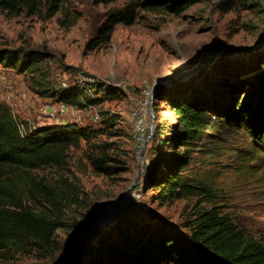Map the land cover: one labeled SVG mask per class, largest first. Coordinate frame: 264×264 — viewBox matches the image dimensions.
I'll use <instances>...</instances> for the list:
<instances>
[{"label":"rangeland","instance_id":"1","mask_svg":"<svg viewBox=\"0 0 264 264\" xmlns=\"http://www.w3.org/2000/svg\"><path fill=\"white\" fill-rule=\"evenodd\" d=\"M126 1L95 4L93 0H70L80 13L70 28L60 23L61 12L46 18L38 13L9 15L0 10V46L45 52L43 75L53 87L79 88L94 82L111 91L124 90L107 95L99 89L93 92L92 104L68 106L49 115L44 111L46 105L60 108L62 102L39 91L35 80L40 77L0 66V100L11 107L20 123L75 122L103 128L71 145L63 164L33 171L55 188L50 199L32 203L37 214L57 216L63 222L54 244L13 257L0 251V264H57L84 230L92 228L106 209L116 207L120 197L135 203L134 208L144 205L151 209L156 213L154 219L163 218L181 228L197 206L219 204L222 212L236 215L253 231L264 230V170L244 165L235 149L239 143L227 139L192 150L183 174L192 177L198 188L179 199L160 200L159 191L146 190L143 181L149 164L156 165L155 176H159L161 169L168 172L180 160L183 146L167 141L175 131L176 117L164 99L154 98L148 104L151 113L154 109L152 122L155 119V127L159 125L158 131L163 133L155 136L154 130L140 155L132 115L136 106L147 108L150 91L195 99L210 94L222 80L257 73L256 52L264 53V0H233L235 7L228 11L221 7L224 0H203L179 15L142 11L134 23L119 24L106 46L90 49L88 42L107 14ZM214 114L216 127L206 132L220 127ZM148 119L147 124L151 123ZM102 156L116 166L111 175L94 166V160ZM118 217L119 213L112 220H99L86 243L99 230L113 226Z\"/></svg>","mask_w":264,"mask_h":264},{"label":"trees","instance_id":"2","mask_svg":"<svg viewBox=\"0 0 264 264\" xmlns=\"http://www.w3.org/2000/svg\"><path fill=\"white\" fill-rule=\"evenodd\" d=\"M93 1L100 4L117 0ZM201 1L127 0L124 6L107 14L88 47L106 46L119 24L134 23L142 11L179 15ZM221 7L228 11L235 4L224 0ZM0 10L9 15L38 13L46 18L61 12L60 23L65 28L80 19L70 0H0ZM47 56L35 49L0 46V66L40 77L35 80L39 91L66 106L84 108L92 104L93 92L99 89L107 95L124 92L121 88L111 91L94 82L79 88L53 87L43 75ZM256 57L257 73L222 80L210 94L183 99L155 91V98L166 100L176 117L175 131L167 141L183 146L184 152L177 164L170 165L168 172L161 169L159 176H155L156 165L149 164L150 171L143 181L146 190L159 191L158 197L164 201L191 195L198 184L183 174L191 151L227 139L239 143L235 149L245 166L264 170V53L257 51ZM213 113L220 127L206 132L216 127ZM159 128L156 126L155 136L162 135ZM102 129L75 122L26 124L22 129L11 107L0 100V251L13 257L54 244L63 222L57 216L37 214L32 203L50 199L55 188L47 186V180L38 179L33 171L63 164L71 145ZM206 136L213 139L206 140ZM93 163L96 170L108 175L116 167L105 156ZM134 205L124 201L114 225L99 230L68 264H264V230L253 231L236 215L222 212L219 204L197 206L193 216L183 222V228L163 218L154 219L156 213L144 205Z\"/></svg>","mask_w":264,"mask_h":264},{"label":"built area","instance_id":"3","mask_svg":"<svg viewBox=\"0 0 264 264\" xmlns=\"http://www.w3.org/2000/svg\"><path fill=\"white\" fill-rule=\"evenodd\" d=\"M155 98V91L149 92V96L147 98V105L149 103H152V101ZM66 105L62 103L61 107L48 104L46 105L44 111L48 113L49 115H54L56 113L62 112L64 109H66ZM152 113H154V109H152ZM152 113L149 111V105L147 108H143V106H136L132 109V115L134 118L135 123V130H134V139L136 141V148L137 153L141 155L145 147L148 145V141L150 140V137L152 136L154 130H155V119L152 122ZM97 115L96 117H98ZM148 118H151V123H146V121H149ZM20 127L22 129L25 128L24 123H20ZM124 202V199H123ZM141 205V204H140Z\"/></svg>","mask_w":264,"mask_h":264},{"label":"water","instance_id":"4","mask_svg":"<svg viewBox=\"0 0 264 264\" xmlns=\"http://www.w3.org/2000/svg\"><path fill=\"white\" fill-rule=\"evenodd\" d=\"M145 149H146V147H145ZM145 149L143 150V154L145 152ZM122 203H123V198L120 197L116 202V207L110 208L111 212L113 213L112 216L118 215V213L120 212ZM109 216H111V214H103L99 220H102V219L109 220V218H110ZM99 220L96 222V224H94V226L92 228L96 227L99 224ZM92 228L86 229L81 233L79 240H78V243L75 242L72 245L73 247L70 248V250L64 254V256L61 258V260L57 264H67L68 262H71L72 260H74L79 255V253L82 250L85 249V247L87 246L86 238H87L88 233H90L92 231Z\"/></svg>","mask_w":264,"mask_h":264},{"label":"bare ground","instance_id":"5","mask_svg":"<svg viewBox=\"0 0 264 264\" xmlns=\"http://www.w3.org/2000/svg\"><path fill=\"white\" fill-rule=\"evenodd\" d=\"M104 214H111V216H109V220H112L113 219V213L111 212L110 208L106 209V211L104 212Z\"/></svg>","mask_w":264,"mask_h":264}]
</instances>
